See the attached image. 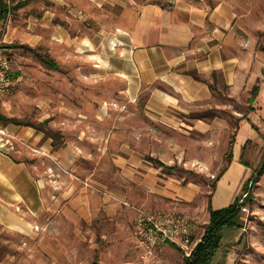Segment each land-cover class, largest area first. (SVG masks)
I'll list each match as a JSON object with an SVG mask.
<instances>
[{
  "label": "rangeland",
  "instance_id": "obj_1",
  "mask_svg": "<svg viewBox=\"0 0 264 264\" xmlns=\"http://www.w3.org/2000/svg\"><path fill=\"white\" fill-rule=\"evenodd\" d=\"M8 1L13 7L21 6L11 10L0 25V44L6 49L14 74L11 89L0 95V113L25 124L0 121V149L30 164L38 177L48 179L54 197L65 188L62 175H69L78 183V188L93 196L95 203H101L104 198L112 204L137 209L140 215V211H151L148 206L152 205V194L133 197L130 183L114 179L118 174H112V179L106 176L107 168L115 169V160L123 157L118 146L112 150L115 155L110 159L107 142L140 141L142 146L132 151L136 150L159 171L153 177L145 174L142 180L145 193L154 183L163 185L161 188L172 199V206L166 211L196 219L199 238L204 236L210 221V195L216 183L225 203L235 197L234 203L237 197L241 200L248 195L242 205L247 208L241 217L243 228L223 230V247L215 264H264V174L256 180L257 170L264 161V66L260 64L245 82L238 81L234 89L220 84L215 98L206 102L203 112L198 113L211 127L206 126L197 141H190L183 131L175 130L160 134L166 139L164 142L171 140L172 145L155 148L152 146L154 132L147 125V117L145 128L138 132H122L121 128L115 132L109 128L110 121L142 125L137 120L142 115L147 92L140 103L127 99L125 82L106 69L104 52L114 42L126 9L135 2L152 1L168 6L178 0ZM240 39L243 45L252 40L246 47L258 51L264 63V33ZM243 45L241 48H245ZM32 49L51 56L61 70L45 65ZM259 78L263 80V93L255 103L256 111L252 112V89ZM137 111L140 112L136 116ZM52 133H59L61 138L54 139ZM72 149L77 155L75 163L84 166L83 171H89L66 168L56 157L58 151ZM232 149L235 159L230 164L226 155ZM243 157L249 166L242 162ZM55 161L64 168V172L58 171L61 176L56 183L48 174L49 167H57ZM244 169L245 178L241 174ZM55 185H59V190ZM133 198L143 199L144 205H137ZM133 233L134 245L138 247L136 228ZM43 234L32 238L0 227V264H58L56 232L49 236ZM97 240L98 252L94 258L98 257L101 262L104 245ZM138 256L140 263L133 261L134 264H159L157 259L152 262V258L143 260ZM94 261L82 258L68 263L93 264Z\"/></svg>",
  "mask_w": 264,
  "mask_h": 264
},
{
  "label": "crops",
  "instance_id": "obj_2",
  "mask_svg": "<svg viewBox=\"0 0 264 264\" xmlns=\"http://www.w3.org/2000/svg\"><path fill=\"white\" fill-rule=\"evenodd\" d=\"M121 19L114 42L109 43L104 52L106 69L125 82L127 99L140 103L145 92L147 96L137 120H141L142 125L110 121L109 128L115 132L120 131L119 128L122 132H138L145 128L147 117V125L154 132L152 146L155 148L172 145L171 140L164 142L166 139L160 134L175 130L183 131L190 141H197L206 126L211 127L198 113L203 112L206 102L215 98L220 84L234 89L238 81L245 82L260 64L264 66L260 53L246 47L252 40L243 45L240 39L264 33V0H178L168 6L152 1L135 2ZM242 45L245 48H241ZM211 84L218 90H213ZM262 89L261 86L260 97ZM118 146L123 157L117 156L114 165L119 171L108 167L107 178L118 174L114 179L130 183L133 197L152 194V205L148 206L151 211L169 210L172 199L168 196L170 193L161 188L163 185L154 183L145 193L142 182L145 174L153 177L159 171L136 150L132 151L141 147V142L109 140L110 159L115 155L112 150ZM76 156L72 149L58 151L56 157L66 168L89 171H83L84 166L75 163ZM241 174L245 178V169ZM61 179L65 188L54 197L48 179L38 177L30 164L0 149V227L32 238L40 233L49 236L55 231L58 264L82 258L98 261V257L94 258L98 252L97 238L104 245L99 264L104 261L108 264L140 263L139 248L133 238L139 217L137 209L112 204L104 198L97 204L85 189L78 188L71 176L62 175ZM219 190L218 184L212 199L216 209L228 206L235 199L225 203ZM132 200L139 206L145 203L143 199ZM156 259L159 264H186L182 251L170 243L158 248L152 262Z\"/></svg>",
  "mask_w": 264,
  "mask_h": 264
},
{
  "label": "built area",
  "instance_id": "obj_3",
  "mask_svg": "<svg viewBox=\"0 0 264 264\" xmlns=\"http://www.w3.org/2000/svg\"><path fill=\"white\" fill-rule=\"evenodd\" d=\"M13 69L10 58L6 54V49L0 44V95H3L11 89ZM56 162L57 167H49L48 174L52 182H58L63 166ZM59 190V185H55ZM240 200L242 206L245 198ZM247 211L246 207H242ZM197 221L194 218H188L178 215L172 211H140L137 219V239L140 257L143 260L156 258V251L164 244L170 243L180 248L185 258H190L195 253L203 237H198Z\"/></svg>",
  "mask_w": 264,
  "mask_h": 264
},
{
  "label": "trees",
  "instance_id": "obj_4",
  "mask_svg": "<svg viewBox=\"0 0 264 264\" xmlns=\"http://www.w3.org/2000/svg\"><path fill=\"white\" fill-rule=\"evenodd\" d=\"M20 6L21 5H17L13 7L10 5L8 0H0V25L1 23L5 22V20L9 17L11 10L17 9ZM262 50L264 51V46H262ZM31 51H33L34 54L37 56V58L40 61H42L45 65L55 70H61L60 65L54 59H52L51 56L47 54L39 53L36 50L34 51V49H32ZM12 75L14 76L13 73ZM194 77L200 79V76L194 75ZM262 82L263 80L260 79L252 89V96L250 99V109L252 112L256 111L255 103L257 102L258 97L260 95ZM210 86L213 90H217L216 85L211 84ZM0 121L3 123H13L16 125L25 124L20 120H18L17 118H10L3 115L2 113H0ZM52 137L54 139L59 140L60 134L52 133ZM226 158H228L230 164L234 161L235 157H234L233 149L226 155ZM151 160H153V158ZM158 162L159 164L163 165L161 161ZM242 162H244L247 166H249L248 162L245 161L244 157ZM227 170L228 168H226L224 172ZM256 174L258 175L256 180H259V178L264 174V161L261 164V167L257 170ZM219 180L220 179H218L217 182H219ZM217 187H218V183L214 185V191L210 195V203H209L210 221L206 226V232L203 236L202 242L198 245L192 257L185 258L186 264H215L217 254L223 247V241H224L223 230L225 228L228 229L243 228L241 217L244 211L242 210V206L239 204V200H240L239 197H237L236 201L230 204L229 206L220 209L214 208L212 204V199L217 190ZM93 264H99V263L98 261H94Z\"/></svg>",
  "mask_w": 264,
  "mask_h": 264
}]
</instances>
